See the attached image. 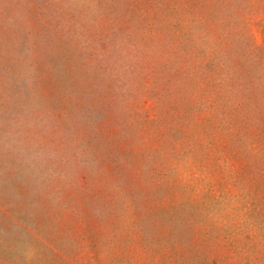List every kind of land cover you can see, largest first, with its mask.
Masks as SVG:
<instances>
[{"label":"rangeland","instance_id":"1","mask_svg":"<svg viewBox=\"0 0 264 264\" xmlns=\"http://www.w3.org/2000/svg\"><path fill=\"white\" fill-rule=\"evenodd\" d=\"M0 264H264V0H0Z\"/></svg>","mask_w":264,"mask_h":264}]
</instances>
